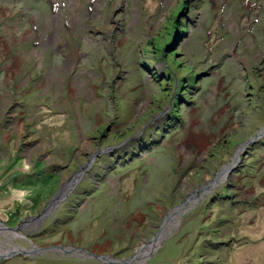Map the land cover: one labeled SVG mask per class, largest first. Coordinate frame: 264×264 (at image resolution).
I'll list each match as a JSON object with an SVG mask.
<instances>
[{
    "label": "rangeland",
    "instance_id": "rangeland-1",
    "mask_svg": "<svg viewBox=\"0 0 264 264\" xmlns=\"http://www.w3.org/2000/svg\"><path fill=\"white\" fill-rule=\"evenodd\" d=\"M0 228V264H264V0H0Z\"/></svg>",
    "mask_w": 264,
    "mask_h": 264
},
{
    "label": "water",
    "instance_id": "water-1",
    "mask_svg": "<svg viewBox=\"0 0 264 264\" xmlns=\"http://www.w3.org/2000/svg\"><path fill=\"white\" fill-rule=\"evenodd\" d=\"M186 7V6H185ZM252 140V139H251ZM46 214V213H45ZM75 250H78L80 252H83L85 253L88 257H92L96 260H98L99 262H107V263H110V264H138L137 262H135V257L136 255H132L131 257H128V258H124V259H120V258H116V257H113L112 259H109L108 256L106 255H98L96 253H91L90 251H88L87 249L85 248H81V247H73ZM38 249V248H37ZM20 251V252H23L21 251L20 249L18 248H13L11 251ZM70 252V251H69ZM85 254H83V257L84 258H88ZM77 257V256H76ZM106 258V259H105Z\"/></svg>",
    "mask_w": 264,
    "mask_h": 264
},
{
    "label": "bare ground",
    "instance_id": "bare-ground-1",
    "mask_svg": "<svg viewBox=\"0 0 264 264\" xmlns=\"http://www.w3.org/2000/svg\"><path fill=\"white\" fill-rule=\"evenodd\" d=\"M200 144V143H199ZM1 229V228H0ZM4 233V235L5 236H8V237H10V236H12L13 234H16V233H13V234H10L9 232V235H8V233L6 232H3ZM14 236V235H13ZM160 238H161V234H160V236H159ZM160 238L158 239V240H160ZM4 242V241H3ZM3 242H1L0 243V247L2 246V244H3ZM154 244V243H153ZM153 244H150L148 247H147V250L146 251H150L151 250V248L153 247ZM4 245V244H3ZM13 248H18V249H21L20 247H17V246H13ZM144 248H142L141 250H138V253L136 254V257H135V261H138V260H140V259H142L148 252H146V253H143V250ZM10 249H8V250H6V252H8ZM143 253V254H142ZM0 255H2L1 253H0ZM101 263V262H100Z\"/></svg>",
    "mask_w": 264,
    "mask_h": 264
},
{
    "label": "trees",
    "instance_id": "trees-1",
    "mask_svg": "<svg viewBox=\"0 0 264 264\" xmlns=\"http://www.w3.org/2000/svg\"><path fill=\"white\" fill-rule=\"evenodd\" d=\"M169 44H170V43H169ZM169 44L166 45V50H167V48H168V49L171 48V45H169ZM20 208H21V206H18L16 210H20Z\"/></svg>",
    "mask_w": 264,
    "mask_h": 264
}]
</instances>
